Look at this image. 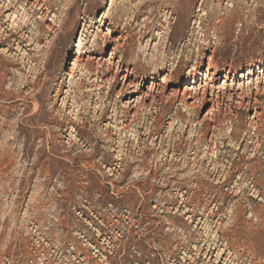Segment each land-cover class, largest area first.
Here are the masks:
<instances>
[{"label": "rangeland", "instance_id": "374dc122", "mask_svg": "<svg viewBox=\"0 0 264 264\" xmlns=\"http://www.w3.org/2000/svg\"><path fill=\"white\" fill-rule=\"evenodd\" d=\"M12 1L0 0V264H222L230 256L235 264H264V122L259 134L252 130L253 107L223 99L217 119L225 138L214 144L217 159L205 153L213 147L210 127L198 132L210 103L195 110L180 105L173 120L178 102L162 115L140 109L142 122H165L149 139L141 129L147 140L141 169L128 167L135 150L120 166L114 156L123 139L133 148L138 132L134 124L119 131L117 116L134 111L156 70V83L166 72L184 79L195 67L202 86L209 63L217 71L243 67V79L227 82L234 88L264 81V0H78L69 12L72 0H51L45 18L28 0ZM103 14L105 23L98 21ZM121 32L123 61L106 70L112 39ZM75 55L82 60L67 75ZM116 63L146 81L126 82L117 94ZM249 64L255 67L246 79ZM223 83L216 74L214 85ZM247 137L257 141L253 157L243 151ZM169 148L180 159L171 160ZM211 160L225 166L208 176L211 165L197 166ZM186 163H195L196 172ZM108 169L124 177L109 176ZM184 206L195 211L192 222ZM213 234L230 248L222 242L204 258L202 243H214Z\"/></svg>", "mask_w": 264, "mask_h": 264}, {"label": "bare ground", "instance_id": "6f19581e", "mask_svg": "<svg viewBox=\"0 0 264 264\" xmlns=\"http://www.w3.org/2000/svg\"><path fill=\"white\" fill-rule=\"evenodd\" d=\"M78 0H72L69 2H72L68 5L67 7V12L71 11L72 7H73V3L77 2ZM14 2V0L12 1ZM28 4L30 6H38V10H43L42 11V17H47V12L50 9L49 7V3L47 4V2H51V0H28L27 1ZM57 2V1H56ZM126 5V4H125ZM121 9V6L119 8V10ZM121 11V10H120ZM118 13V11H117ZM118 17V16H117ZM108 18V16H105L104 14L101 16L100 19H98L99 22L101 23H105V20ZM110 18V17H109ZM111 20H114V18H111ZM117 20V19H116ZM119 20V19H118ZM115 22V21H114ZM114 22H109L108 26L109 28H111V31L114 32ZM121 29L123 30V27H121ZM125 38V36L123 35V32L120 33L119 37H114L112 39V41L114 42V47H113V51H111L109 58L107 60H105V62H107V67L106 70L111 69L112 65L114 64L113 61L118 59V62L123 61V57L121 54L117 55L118 49L122 46V42ZM108 43V40H106V44ZM78 46V45H77ZM82 59H80L78 56H74L73 59V67L72 69H70V72L67 75H72L73 73V68L75 67V64L77 63V61H81ZM262 66H264L263 64L260 65L259 70L262 69ZM255 67V65L253 64H249L247 66V68L249 69L247 72V78H250L253 76V68ZM85 68V67H84ZM85 70V69H84ZM83 70V71H84ZM211 70H213L214 72H211ZM243 67H239L238 69L232 67L231 65H228L227 68H222L220 71H217V69L212 68V63L208 64V68H207V72L208 75L210 76L208 79L206 77L207 72L204 74L205 75V80H204V84L202 86H199L201 84L200 80L197 81V78L199 74H201V72H198L196 74V68L193 67L192 70H190V75L186 78H182V79H178L177 81L172 79L173 75L172 72H166L163 73L161 77V80L159 83H156L154 81L155 77L157 76V74L159 73V70H156L155 72L151 73L149 76L146 77V79H151L152 82L150 83V85L148 86L147 90L143 93V95H141L140 100L138 101V103L134 106V111L132 113H130L129 111H120V116H117L120 119V123L118 125V130L119 131H124L126 133L129 132V127L131 124H134V126L137 128V134L135 135H131L133 137V140H136L135 144L133 145V148L131 145H129V149H128V144L127 141L123 139V141L121 142H115L118 143V150L116 151L115 159H116V165L120 166L122 165L121 162L122 160L128 155V151L129 150H135V153L133 154L132 151L129 152V155H133L132 159L129 160V168L133 165V164H138V168L141 167V164L143 165V158H144V154L142 153V149L143 146L140 148L141 145L145 146V142L147 141L146 139H142L140 136L145 134V136L147 137V139H149L151 136L153 135H158L159 132H162V130L164 129V123H162L159 126H156L155 124L152 125V123L149 125V123L146 122H142V117H141V113H140V109L143 108L142 110L144 111H151L152 109L155 111V114L158 113V115H162L161 113H165V111L169 108H171L170 106L174 105L176 102H178V106L175 108V114H171V119H175L178 118V113H179V106L183 105L186 106L187 108L191 109V110H195L196 107L202 105L204 106L207 103H210V107L207 109V111L205 112V115L202 119H200L198 121L199 124V131L205 129V127L211 129V134L210 137L208 139V143H212L213 147H210V145L208 144L206 147V150H208V152H205L206 154H208L211 157H214L217 159L219 153L218 151H216V146L214 147V144H217V141L219 140L218 136L223 137V134H218V126L219 124V120L217 119V116L220 114V110H221V106H222V101L223 99L226 97L228 98V100L230 101V106H231V102L234 100L235 105L237 106V108H242V109H249L251 107L254 108V112H253V118L249 120V123L251 124L252 130L255 131V133L259 134V130L258 128L261 126V124L264 122V81L263 79L260 80L258 78H256V82L252 83L250 85H243V82L239 81L240 84L239 86H236L234 88L233 84L228 85L227 82L229 80L232 79V82H234L235 79H237V77L239 76L240 79H243V73H242ZM123 69L121 68V66L119 65V63L115 64V71H114V75L112 76L113 81L116 83V85H118L121 82V88L117 91V94L120 93V91L123 89V87H125V83L127 82V86L128 87H136V79L138 78L140 81H146L145 78L136 75L134 68H131L130 70H128V68L126 67V69L123 71ZM120 73V74H119ZM122 73V75H121ZM262 73H264V71H262ZM221 74L222 78L224 80V83L222 86H215L214 85V80H215V75ZM240 74V75H239ZM119 75L121 76L119 78ZM131 78H134V80H132ZM198 84V85H197ZM183 85V86H182ZM197 85V86H196ZM196 86V87H195ZM182 87V91L180 92V88ZM209 90V93H208ZM236 98V99H235ZM246 100V102H245ZM251 100H253V102H251ZM149 101V103L147 105H145V102ZM233 105V104H232ZM234 105V107H235ZM225 106H229V105H225ZM105 109H107V106L104 107ZM114 108V107H113ZM228 108V107H227ZM104 109V110H105ZM132 109V108H131ZM103 110V109H102ZM115 111V109H113ZM103 112V111H102ZM101 112V113H102ZM115 113V112H114ZM146 113V112H145ZM117 114V113H115ZM114 114V116H115ZM143 114V113H142ZM101 115V114H100ZM147 115V114H146ZM149 115V114H148ZM144 117V116H143ZM116 118V117H115ZM141 120V121H139ZM146 120V119H145ZM155 121H153L154 123ZM178 123H182L185 124V128L188 127V121H185L184 118H181L179 120ZM177 123V124H178ZM168 126H169V132H172L175 130L174 128L176 127L174 125V123L172 122H168ZM145 128V132L142 134L141 133V129L143 127ZM172 127V128H171ZM106 130V129H105ZM185 130H183L182 134L184 133ZM208 131V130H207ZM105 132V131H104ZM120 133V132H119ZM216 133V134H215ZM121 134V133H120ZM170 134V133H169ZM168 135V134H167ZM138 136V138H136ZM170 136V135H168ZM258 136V135H257ZM256 136V137H257ZM125 137V136H124ZM173 137V136H172ZM154 140H157V136H154ZM220 138V139H222ZM121 139V138H120ZM163 137L160 138V144L163 143ZM170 139V138H169ZM190 139V138H189ZM246 145L244 146V152L246 150L250 151L251 153H253L252 157L257 153V146H256V140L255 138L253 139L252 137H247L246 138ZM197 140L200 142L201 138H197ZM110 141V140H109ZM192 141H189V143L191 144ZM169 143V142H168ZM188 143V144H189ZM165 144V143H164ZM176 144V141H175ZM194 144V143H192ZM252 145L254 148L251 149V147L249 148V146ZM135 146V148H134ZM256 146V147H255ZM160 147V146H159ZM171 147V146H170ZM173 147V146H172ZM157 148V147H156ZM167 148V147H166ZM195 148V147H194ZM200 148V146H198L196 148V152L198 153V149ZM145 149V148H144ZM148 149V148H147ZM145 149V150H147ZM172 150V154L171 156V160L175 158V156H177V153H174L176 150L175 148H169ZM240 149L239 146H237L234 150H238ZM113 150V149H112ZM168 150V149H166ZM195 153H191L194 154ZM128 155V156H129ZM186 155V154H185ZM183 157L184 158H188L187 156ZM154 156V155H153ZM167 156V154H166ZM234 156V155H233ZM232 156V157H233ZM240 156V155H238ZM156 157V155H155ZM181 157V156H180ZM197 157V156H196ZM205 157V156H204ZM131 158V157H130ZM153 158V157H152ZM159 159V156L157 157ZM156 158V159H157ZM145 159V158H144ZM176 159V158H175ZM180 159V158H177ZM176 159V161H177ZM196 159V158H195ZM242 159V158H241ZM168 160V159H166ZM191 160V159H190ZM203 160V159H202ZM240 160V158H239ZM181 161V160H180ZM193 161V160H192ZM197 161V160H196ZM233 161V159H230V163H228V167H226V173H224V177L225 178H230L231 177V173L232 171H230L231 166L233 167V164L231 163ZM155 162V161H154ZM162 162V161H161ZM145 163V162H144ZM164 163V162H163ZM162 163V164H163ZM193 163V162H192ZM157 164V163H156ZM170 164V163H169ZM175 164H177L175 162ZM180 164V163H179ZM184 164V163H183ZM195 164V163H194ZM191 165V167H189V165L186 163L187 167H189L190 170H193L195 168V165ZM197 164V163H196ZM168 165V164H167ZM172 165V164H171ZM174 165V164H173ZM185 165V164H184ZM212 166V172H210L208 174V176H212L215 173H218L219 168H223L225 165L223 164H219L218 162H216V160H211V162H208L206 165L203 161H200V163L198 164L197 167L201 169V167L205 166L206 168L209 166ZM134 166V165H133ZM162 166V165H161ZM180 166V165H179ZM104 167V166H103ZM137 167V165H136ZM149 167V166H148ZM156 167V166H155ZM158 167V166H157ZM181 167V166H180ZM185 167V166H184ZM182 168V167H181ZM234 168V167H233ZM237 168V167H236ZM136 169V168H135ZM134 169V170H135ZM141 169V168H140ZM177 169V168H176ZM240 169V168H239ZM113 169H108V175L109 176H121L122 174L118 173H113L112 171ZM149 171V169H147ZM197 170V169H196ZM142 171V170H141ZM158 171V170H157ZM194 171V170H193ZM139 172V171H137ZM191 172V171H189ZM196 171H194L195 173ZM234 172V171H233ZM145 173V172H144ZM127 174V173H126ZM137 175H139L140 173H136ZM142 174V173H141ZM146 174V173H145ZM149 174V173H147ZM103 175V174H102ZM135 175V174H134ZM136 175V176H137ZM195 175V174H194ZM123 176V175H122ZM121 176V177H122ZM143 176V174H142ZM156 175L155 173L152 174V177L154 178ZM179 176V175H178ZM207 176V175H206ZM124 177V176H123ZM140 177V176H139ZM165 177V176H163ZM180 177V176H179ZM190 177H194L193 175H188L187 178ZM182 178V177H181ZM185 178V176H184ZM224 178V179H225ZM122 179V178H121ZM137 179V177H136ZM140 179V178H139ZM179 179V178H178ZM122 181V180H121ZM167 181V179H166ZM168 182V181H167ZM175 182V181H174ZM253 187H254V182H253ZM138 188V187H137ZM166 188V187H165ZM138 192H140V189H137ZM170 191V190H169ZM174 191L179 192L180 189L176 188L174 189ZM182 191V190H181ZM188 191V190H187ZM244 192L245 189L239 191V192ZM231 192V191H230ZM253 192V191H252ZM182 193H185L182 192ZM181 195V193H180ZM182 196V195H181ZM180 197V196H178ZM181 199V198H180ZM181 204H186V200H182L180 202ZM155 207V206H154ZM178 207V206H177ZM183 207V206H182ZM191 209H188L187 207L184 206L183 209V213L185 215H187V220L188 222H192L193 221V215L194 212L190 211ZM182 214V213H181ZM212 218L213 219V213L209 212V214L207 215L206 218ZM220 217V216H219ZM232 217V216H231ZM205 218V220H206ZM233 219H235L233 217ZM204 220L203 223H206V221ZM220 220V218L218 219V221ZM209 221V220H208ZM216 221V222H218ZM237 221V220H236ZM215 223V222H214ZM208 227V226H207ZM207 230V229H206ZM215 232V231H214ZM210 234V233H209ZM213 236L215 237V239L213 240L214 243H208V241H204L203 239V243L202 246L207 245V248L204 252V255L206 254V252L209 254L211 252V250H216V248H218L219 244H221L222 242H224V244H226L227 248H230V243L227 242L226 238H223L221 236L218 237L217 234H213ZM213 239V238H212ZM250 239V238H249ZM207 240V238H206ZM210 241V239H209ZM255 243V242H254ZM260 244V243H259ZM212 245V246H211ZM252 245V249L255 250V252L258 250L259 248L254 245L253 243H251ZM262 245V244H261ZM260 245V246H261ZM95 246V245H93ZM233 246V245H232ZM262 251H264V247L260 248ZM199 250V249H198ZM97 252V250H96ZM260 252V251H259ZM212 254V252L210 253ZM203 257L206 258L207 256L205 255ZM85 256V255H84ZM105 258V257H104ZM222 264H235L234 263V259L230 258H225Z\"/></svg>", "mask_w": 264, "mask_h": 264}]
</instances>
